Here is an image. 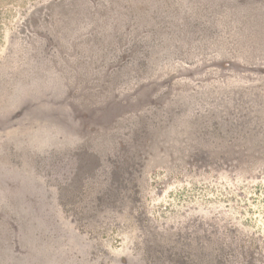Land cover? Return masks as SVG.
Masks as SVG:
<instances>
[{
    "label": "rangeland",
    "instance_id": "374dc122",
    "mask_svg": "<svg viewBox=\"0 0 264 264\" xmlns=\"http://www.w3.org/2000/svg\"><path fill=\"white\" fill-rule=\"evenodd\" d=\"M0 264H264V0H0Z\"/></svg>",
    "mask_w": 264,
    "mask_h": 264
}]
</instances>
